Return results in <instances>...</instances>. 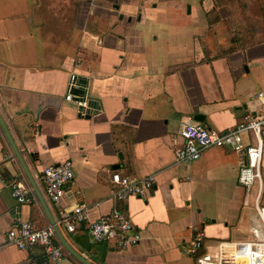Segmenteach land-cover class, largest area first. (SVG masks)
I'll return each mask as SVG.
<instances>
[{"label":"crops","instance_id":"0c3cea01","mask_svg":"<svg viewBox=\"0 0 264 264\" xmlns=\"http://www.w3.org/2000/svg\"><path fill=\"white\" fill-rule=\"evenodd\" d=\"M262 113L264 0H0V118L45 203L0 127V264H52L7 233L19 221L56 224L59 211L80 204L82 227L58 228L90 264H199L214 260L220 243L254 241L264 149L258 202L256 186L237 182L244 153L211 148L177 161L175 150L183 123L221 133ZM65 161L73 179L51 204L42 171ZM114 172L155 182L117 201ZM15 182L31 188L32 204L11 196ZM114 209L133 224L137 245L118 250L88 236L87 225ZM197 231L202 248L191 255ZM59 264L83 263L68 255Z\"/></svg>","mask_w":264,"mask_h":264},{"label":"built area","instance_id":"2783aa9c","mask_svg":"<svg viewBox=\"0 0 264 264\" xmlns=\"http://www.w3.org/2000/svg\"><path fill=\"white\" fill-rule=\"evenodd\" d=\"M74 76L69 79V88L73 86ZM71 101L73 96L68 92L65 96ZM79 107H86V101L77 100ZM247 135L249 143L244 142ZM179 136L183 146L175 150L177 161H192L198 159L205 150L211 148H225L235 152H242L246 157V164L238 173L237 182L247 191L256 186V201L261 195V168L264 149V113L244 119L230 131L217 133L199 123L186 122L181 125ZM73 179L70 161L49 165L42 171L43 194L47 202L57 204L65 193L67 185ZM153 176L133 179L128 175L114 172L111 175L112 198L124 201L129 197H142L154 185ZM11 196L20 204H32L35 201L31 188L15 182L11 185ZM264 223V212L259 211ZM56 225L68 233L79 230L87 220L85 205H76L71 213L59 211ZM88 236L96 243H113L118 250L135 246L140 241V235L133 224L121 211L114 209L108 214L92 221L86 227ZM204 234L197 231L189 247L191 255L202 248ZM8 243L18 249L38 247L48 257L52 264H59L70 255L58 241L51 225L42 229H35L28 222L19 221L7 233ZM199 264H264V241L223 242L218 246V254L214 260L204 258Z\"/></svg>","mask_w":264,"mask_h":264},{"label":"water","instance_id":"95a60500","mask_svg":"<svg viewBox=\"0 0 264 264\" xmlns=\"http://www.w3.org/2000/svg\"><path fill=\"white\" fill-rule=\"evenodd\" d=\"M193 120H194V121H197V122H201V120H202V116H201V115H195V116L193 117ZM0 127L4 130L9 145L12 146V149L14 150V153H15L16 157L19 159L21 165L23 166L24 171H25V173H26V177H28V180H29V182H30V184H31V186H32V188H33V191H34L35 194L37 195V197H38V199L40 200V202L44 205L45 203H44V201H43V199H42V196H41L39 190L37 189V187L35 186L34 181H33L32 178L30 177L29 172L25 169V167H24V166H25V165H24V162H23V160L21 159V156H20V154H19L17 148L15 147L13 141L11 140L10 135H9V133H8V131H7V129H6L5 125H4V123L2 122L1 118H0ZM50 224H51L52 229H53V231H54V233H55V236L57 237V239H58V241L61 243V245L64 247V249H65V250H66V251H67V252H68V253H69L74 259L78 260L79 262H81V263H83V264H90V263H88L85 259H83L80 255H78L77 253H75V252L71 249V247L67 244V242H66V241L64 240V238L62 237L59 228L57 227V225L55 224V222H54L53 219H51V218H50Z\"/></svg>","mask_w":264,"mask_h":264},{"label":"rangeland","instance_id":"374dc122","mask_svg":"<svg viewBox=\"0 0 264 264\" xmlns=\"http://www.w3.org/2000/svg\"><path fill=\"white\" fill-rule=\"evenodd\" d=\"M236 21H239V20H236ZM236 21H234V24H238V23H236ZM226 26H228V25H226ZM236 26L237 25H233L232 28H234ZM226 30H227V28H226ZM256 221H258V223L257 222L255 223V226H254L255 237H252L253 238L252 240H254V241H264V226H263V223H262L260 218H256Z\"/></svg>","mask_w":264,"mask_h":264}]
</instances>
